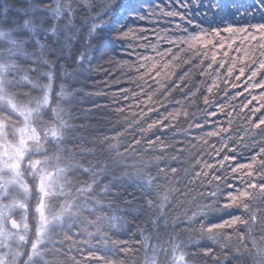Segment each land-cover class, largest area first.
I'll list each match as a JSON object with an SVG mask.
<instances>
[{
	"label": "snow or ice",
	"instance_id": "1",
	"mask_svg": "<svg viewBox=\"0 0 264 264\" xmlns=\"http://www.w3.org/2000/svg\"><path fill=\"white\" fill-rule=\"evenodd\" d=\"M221 12L225 14L220 16ZM161 24L167 27L161 29ZM236 36L240 37L239 41L233 39ZM153 38L157 45L151 43ZM80 43L89 52H101L108 65L116 64L113 57L120 55L122 48L124 55L136 52L132 59L136 61L138 75L128 74L120 81L112 78L110 69L101 63L95 71L108 79H102L99 90L89 94L97 98L107 97L113 88L117 89L111 100L119 115L124 117V131L136 132L140 137H133L126 146L121 145L122 133L118 131L114 136L86 141L83 135L75 133L86 132L91 126L74 125L71 123L74 117L67 109L58 102L53 107L57 61L70 59L79 65V70L92 63L88 53L74 55L73 49ZM133 43L136 48L131 47ZM160 45L166 46L161 48ZM230 51L237 54L230 55ZM125 66H128L127 62L121 65ZM43 68L48 71L41 72ZM87 71L94 70L88 67ZM30 73L43 75L47 83L34 80ZM64 74L68 75L67 72ZM196 74L206 77L207 81L201 79L199 84H193V91L189 85ZM122 84L133 87H122ZM201 86L207 93L202 95L205 111L199 118L201 123L195 122V113L167 111L164 101H171L174 94L195 98ZM237 87L242 88L237 96L244 93L250 96L241 105L247 109V127L242 129L243 136L232 137L231 117L228 127H216L205 135L225 141L231 139V151L235 152L237 146L243 147L249 152V162L235 163L236 155H223L215 163H208V159L221 157L228 144L218 148L201 137L207 149H201V152L207 158H196V167L200 170L191 175L194 181H199L201 176L208 180L212 190L200 193V196L211 203L194 211L188 221L219 214L220 223H201L199 234L202 238L215 239L216 230L235 231L242 225L253 247L248 249L241 245L233 251L226 246L223 253L217 255L211 248L201 250L199 240L189 237L185 241L174 232L168 234L167 240L156 234L159 242L151 247L149 240L152 237L143 236L139 248L144 250V264H190V261L191 264H207L209 260L212 264H231L232 260L239 264L245 255L250 257L251 264H264V236L258 242L254 235L257 227L264 231V0H250L244 5H230L225 0H164L163 3L159 0H3L0 3V264H61L58 260L46 259L52 255L49 244L53 249L56 244L61 247L65 243L74 244L72 237L86 231L81 227L84 223L95 228L96 235L101 234L99 221L102 218L87 220L84 213H93L90 204H101L97 196L117 195L113 192L116 177L109 169H114L119 161L100 160L98 147L102 150L100 155L115 152L117 156H133L147 149L145 155L149 158L141 157L139 164L134 166L139 169L138 178L147 176L138 190L144 198L152 227L156 229L161 220L167 225L165 207L171 189L159 186L156 191L152 187L156 178L141 170L155 164L159 174L175 175L176 168L161 169L159 164L179 159L175 155L165 156L166 152L183 155L186 151L183 147L178 148L176 143L167 142L170 134H180L176 122L181 118L192 121L183 130L186 137L208 123L215 125L214 118L225 114L224 105L209 96L215 94L214 89L227 95V89ZM60 88L57 100L73 95L66 93L63 85ZM34 91H39L40 95H32ZM253 92L258 94L252 95ZM253 102L256 104L250 108ZM121 103L139 111L129 114L125 107H119ZM106 107L93 105L95 110ZM69 144L73 147H67ZM49 145L55 147L51 155ZM121 146L124 147L123 154L118 151ZM90 156L95 163L88 159ZM77 173L89 179H73ZM26 174L37 189L35 211L39 215L34 240L27 235L28 198L32 187L25 180ZM100 177L108 182L103 183ZM53 200H63L58 211L46 203ZM125 203L131 205L132 201L126 200ZM233 209L243 210L245 217L233 215ZM17 214L21 217L20 222L15 218ZM224 216L228 219H223ZM116 220L117 217H112L109 227L116 228ZM57 226L66 228L71 235L56 233ZM137 231L143 234L146 229L138 227ZM87 235L94 234L89 232ZM104 235L105 239H110ZM57 236L62 238L58 240ZM244 239L245 234L237 235V240ZM112 244L123 245L119 251L129 258L137 254L136 246L129 241H112ZM189 247L197 251H186ZM68 251L79 256V259L67 256L70 264H80L84 259L104 260V257L91 253L85 257L78 248H69Z\"/></svg>",
	"mask_w": 264,
	"mask_h": 264
},
{
	"label": "trees",
	"instance_id": "2",
	"mask_svg": "<svg viewBox=\"0 0 264 264\" xmlns=\"http://www.w3.org/2000/svg\"><path fill=\"white\" fill-rule=\"evenodd\" d=\"M3 0H0L2 3ZM15 2V0H13ZM50 2V0H49ZM160 3H163L164 0H159ZM227 4L235 5H244L250 3V0H225ZM225 13L221 12L220 16H223ZM211 18V14H209ZM219 19V17H217ZM255 23L256 21H252ZM223 27V25H220ZM161 29L166 28V24L160 25ZM150 36L153 34L149 33ZM227 39V37H226ZM236 41L240 40L239 36L233 38ZM151 43L157 45V41L153 38ZM253 43V42H249ZM166 45H160L161 48ZM131 47L136 48V44L133 43ZM247 47V45H245ZM105 51H108L105 49ZM139 51V49H137ZM74 55L78 56L81 53H88L92 57V63L90 65L85 64L84 70H79V65L73 63L70 59L67 60H58L55 67V79L53 81V107L55 103H59L63 108L67 109L74 119L71 123L74 125L88 124L91 127L88 128L86 132H77L75 135H83L86 138V141H91L94 138H102L103 136H114L116 132L122 133L120 139L121 145H128L132 142L133 137L139 139L140 137L136 136V132H125L123 127L124 117L119 115L118 109L115 104L112 103L111 95L116 92L117 89L113 88L107 97L97 98L94 95H89L90 93H95L99 90V83L102 79H108V77H103L98 75L95 69L101 63L105 64L106 69H110L112 78L123 81L127 78L128 74L138 75L136 72V61L132 59L136 55V52H129L127 55L123 54V48L121 49V54L113 57L116 61L114 65H108L105 63V59L102 58V53L97 51H90L84 46L83 43H80L75 46L73 49ZM145 55H153L152 52H144ZM237 53L231 52L230 55L235 56ZM55 59V58H51ZM127 62L128 66L121 67ZM34 66V65H33ZM63 66V67H61ZM91 67L94 71L88 72L87 68ZM47 68L41 69V72H47ZM67 72L68 75L64 73ZM30 76L39 81L40 83H47L46 78L43 75L37 73H30ZM204 79L207 81L206 77L196 74L193 76V83L189 87H193V84H199V81ZM221 79H223V72L221 71ZM210 85V81H208ZM64 86L66 93H72L73 95H66L65 97L57 100V97L60 93V86ZM122 87L132 88L131 84H122ZM221 88L224 87L223 84L220 85ZM193 91L195 88L193 87ZM227 95L224 92H216L214 89V95H210L209 98L214 102L222 103L224 105L225 114L217 116L215 119L216 123H208L203 129L193 130L188 137L183 134V130L187 129L188 123L192 121L185 120L183 118L179 119L177 132L180 134H170L167 138V142L176 143L177 147H183L186 151L181 155L179 152H166L165 156H178L179 159L176 161L169 160L167 163H160L159 167L161 169H170L176 168L177 173L175 175L169 174L163 176L157 172V166L155 164H150L141 171L147 173L151 177L156 178L154 184L152 185L156 191H159V186H164L165 188L171 189V195H169V201L165 207L167 216L165 219L168 221V224L165 225L164 221L161 220L158 227L154 229L149 223V212L144 207V198L141 196L140 191L138 190L142 186V181L147 179V176H136L137 171L139 170L135 165L139 164L140 158L148 159V155H145V151H138L133 156H117L115 152H105L104 155H100L102 151L99 147L97 148V156L100 160L105 162H111L112 160L119 161V164L114 169H109L112 176L116 177V187L113 189L117 195H101L96 198L101 200L100 205H89V208L93 209V213H84V218L87 220H92L96 217L102 218L99 223L101 227V234L96 235V229L89 227L87 223L81 225L86 231L84 234L73 236L72 239L75 241L74 244L65 243L63 247L60 244L55 245V249L51 244L48 245V250L52 252V255L46 257L48 260H58L61 264H70L66 260L67 256H77L76 252L68 251L69 248H78L81 250L82 255L87 257L89 253L93 256L104 257L103 261L87 259L80 260V264H144V250L139 248V242L142 241L143 236H151L152 239L149 240V246H155L159 241L155 238V235L158 234L162 240L168 239L169 233H176L180 236L181 239L187 241L189 237L200 241V249L204 250L211 248L217 255H221L225 247H230L233 251L244 245L248 249H251L253 246L249 238H247L245 228L240 225L236 228L235 231H229L225 229H220L215 231V239H206L202 238L199 234L200 225L208 224L209 221L212 223H220L221 217L219 214L209 215L206 219H201L197 217L196 220L189 222L188 217L192 215L194 211L202 208L203 205L211 203V201L200 196V193H206L211 191L212 188L208 185V180L203 176L200 177L199 181H194L192 173L194 171H199L200 169L196 167V158L205 159L207 158L201 149H206V146L203 144L201 137L208 141L209 145H214L216 147H221L222 144L227 143L228 148L221 153V157L208 159V163H215L216 159H220L223 155H236L237 160L235 163H247L249 162V152L246 151L243 147L237 146L236 151L232 152V141L231 139L225 141L219 137H207L205 134L215 130L216 127H228V120L231 117L232 126H231V135L232 137L243 136L242 129L247 127V122L245 120V115L247 109H243L241 105L246 103L247 99L250 98L248 93H244L242 96H237L238 92L242 91V88L237 87L235 89H227ZM207 94L204 90V87H200V92L197 93L195 98H188L183 95L174 94L171 101H164L167 104V111H187L189 114H196V123H201L199 119L203 116L205 111V106L202 103V95ZM258 92H253L252 95H257ZM34 96L40 95L39 91H34L32 93ZM190 95V94H189ZM179 102V103H177ZM133 104L136 101H132ZM94 104L107 105L106 108H100L99 110L93 109ZM256 102H253L255 106ZM119 107H125L123 103ZM87 109H93L91 112H86ZM125 110L129 112L139 111L135 107H125ZM163 113L164 110L161 109ZM115 113V114H114ZM166 114V113H164ZM87 117V119H85ZM156 117L153 116V119ZM48 119V117H45ZM70 135H73L70 133ZM224 134L222 133V136ZM247 141H245L246 143ZM83 143V142H82ZM85 146H89L85 144ZM67 147H73L69 144ZM107 148V145L104 146ZM118 151L123 154L124 147H119ZM55 152V147L49 145V155ZM199 153V156L197 155ZM149 155H159V153H149ZM88 159L93 160V157H88ZM219 169L217 174H219ZM211 177V174H210ZM73 179H79L81 181L88 180L89 177L83 175L82 173H77ZM103 183H107V180H104L103 177H100ZM191 181V182H190ZM28 183L33 187L34 181L28 179ZM134 197L136 199H134ZM151 198V197H149ZM132 201V204L129 205L125 201ZM63 203V200H53L48 201V204L51 205L52 210L58 211V205ZM233 215L245 217L243 210H232ZM29 213L32 217L33 208L31 205L29 207ZM112 217H117L118 220L115 221L117 224L116 228L109 227V221ZM223 219H228L227 216H224ZM31 222H33L31 218ZM145 228L146 231L141 234L137 231V228ZM33 228V226H32ZM78 231V230H77ZM56 233H67V229L57 226L55 228ZM93 233L91 237L87 233ZM71 235V233H67ZM110 237V239H105V235ZM238 234H245L244 240H237ZM255 239L259 242L260 238L264 236V231H261L259 227L254 229ZM229 237H231L229 239ZM61 236H57L56 239H61ZM112 241H129L131 245L136 246L137 254L134 257H127L125 254L119 251L120 246H114ZM87 245V246H86ZM186 251L193 252L197 249L189 247ZM151 256V252L148 253ZM231 256V252L228 253ZM162 258V257H161ZM79 259V256H77ZM191 264V261H190ZM207 264H212L211 260ZM231 264H237L236 260H232ZM239 264H251L250 257L245 255L240 258Z\"/></svg>",
	"mask_w": 264,
	"mask_h": 264
},
{
	"label": "rangeland",
	"instance_id": "3",
	"mask_svg": "<svg viewBox=\"0 0 264 264\" xmlns=\"http://www.w3.org/2000/svg\"><path fill=\"white\" fill-rule=\"evenodd\" d=\"M28 179L31 181L32 179L29 178V176L26 174L25 175V180L27 181L28 183ZM29 185V183H28ZM30 186V185H29ZM32 187V186H30ZM36 192H37V189L34 187V184H33V187H32V192L28 198V212H27V223L29 225V231H28V237L30 240H34L35 239V231H36V228H37V225H38V213H36L35 211V208L37 207V197H36ZM46 203H48V201H46ZM31 205V208H33V215L32 217L30 216V213H29V207ZM46 211V214H47V209L45 210ZM18 222H20L21 220V217L19 214H17V216L15 217ZM31 218L33 220V222H31ZM33 226V228H32ZM28 247H30V245H28Z\"/></svg>",
	"mask_w": 264,
	"mask_h": 264
}]
</instances>
